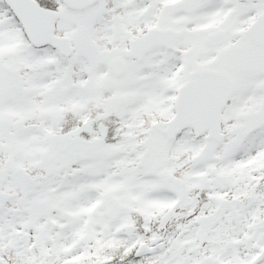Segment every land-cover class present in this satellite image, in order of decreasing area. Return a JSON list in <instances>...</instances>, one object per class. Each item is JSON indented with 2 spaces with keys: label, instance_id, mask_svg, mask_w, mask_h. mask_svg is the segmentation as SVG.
<instances>
[{
  "label": "snow or ice",
  "instance_id": "obj_1",
  "mask_svg": "<svg viewBox=\"0 0 264 264\" xmlns=\"http://www.w3.org/2000/svg\"><path fill=\"white\" fill-rule=\"evenodd\" d=\"M0 264H264V0H0Z\"/></svg>",
  "mask_w": 264,
  "mask_h": 264
}]
</instances>
